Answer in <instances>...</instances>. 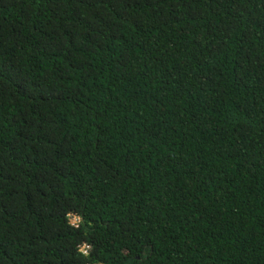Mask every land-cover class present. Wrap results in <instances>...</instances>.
I'll list each match as a JSON object with an SVG mask.
<instances>
[{
  "label": "trees",
  "instance_id": "1",
  "mask_svg": "<svg viewBox=\"0 0 264 264\" xmlns=\"http://www.w3.org/2000/svg\"><path fill=\"white\" fill-rule=\"evenodd\" d=\"M0 264H264V0H0Z\"/></svg>",
  "mask_w": 264,
  "mask_h": 264
},
{
  "label": "rangeland",
  "instance_id": "2",
  "mask_svg": "<svg viewBox=\"0 0 264 264\" xmlns=\"http://www.w3.org/2000/svg\"><path fill=\"white\" fill-rule=\"evenodd\" d=\"M72 223H77L79 221L78 217H75L74 215L71 216Z\"/></svg>",
  "mask_w": 264,
  "mask_h": 264
}]
</instances>
